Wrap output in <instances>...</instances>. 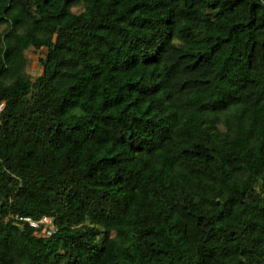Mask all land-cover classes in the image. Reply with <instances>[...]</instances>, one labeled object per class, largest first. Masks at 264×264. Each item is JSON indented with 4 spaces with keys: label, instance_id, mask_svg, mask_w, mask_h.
I'll use <instances>...</instances> for the list:
<instances>
[{
    "label": "trees",
    "instance_id": "trees-1",
    "mask_svg": "<svg viewBox=\"0 0 264 264\" xmlns=\"http://www.w3.org/2000/svg\"><path fill=\"white\" fill-rule=\"evenodd\" d=\"M1 104L0 264H264V0H0Z\"/></svg>",
    "mask_w": 264,
    "mask_h": 264
},
{
    "label": "built area",
    "instance_id": "built-area-1",
    "mask_svg": "<svg viewBox=\"0 0 264 264\" xmlns=\"http://www.w3.org/2000/svg\"><path fill=\"white\" fill-rule=\"evenodd\" d=\"M2 109H3V105L1 104L0 105V112L2 111ZM13 217L17 220H21V221H24L26 223H29V225L31 227H34V228H40L42 226H45V227L48 226L49 228L45 229L47 235L53 234L54 226H53V220L50 216L45 215L40 219H35L32 216H21V215L17 214V215H13Z\"/></svg>",
    "mask_w": 264,
    "mask_h": 264
},
{
    "label": "rangeland",
    "instance_id": "rangeland-1",
    "mask_svg": "<svg viewBox=\"0 0 264 264\" xmlns=\"http://www.w3.org/2000/svg\"><path fill=\"white\" fill-rule=\"evenodd\" d=\"M45 54H46V50L43 49L40 52H37L34 49H29L26 52V55L29 60L27 70L32 76H36L41 73L42 68L39 63V56Z\"/></svg>",
    "mask_w": 264,
    "mask_h": 264
}]
</instances>
